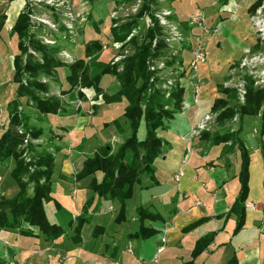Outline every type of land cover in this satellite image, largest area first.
<instances>
[{
	"label": "crops",
	"instance_id": "crops-1",
	"mask_svg": "<svg viewBox=\"0 0 264 264\" xmlns=\"http://www.w3.org/2000/svg\"><path fill=\"white\" fill-rule=\"evenodd\" d=\"M133 1L74 0L73 8L77 14L88 13L82 31L89 27L100 34L102 26L106 23L112 25L111 12L125 13ZM182 1L169 0L168 3L173 11V20L185 31V20L198 1L190 0L191 9L184 15ZM253 2L200 1L202 10L208 8L213 12L206 22L210 27H216L218 33L206 40V63L194 79L199 85L196 103L193 91L185 81L182 103L185 108L174 115L166 131L159 132L165 144L162 155L155 162V180L143 177L140 185L135 187L134 195L125 207V221L115 222L119 210L116 201L97 198L88 190L87 179L76 181L74 178L84 161L98 149L114 146L128 136L129 131L122 118L125 102L122 106H118L119 103L104 104L97 97L84 101L81 110L77 111L72 106L73 101H68L60 113L42 116V127L47 130L39 142L50 144L45 147L53 152L55 167L51 201L58 209L52 219L45 208L44 211L48 221L61 226L65 233L49 241L37 229H30L31 235H23L18 229L0 227V264H182L188 261L194 264H264V135L260 117L245 116L241 121L235 117L230 122L236 126V131L239 130V139L249 158L240 227L237 200L241 188V152L237 147L230 148V142L212 145L199 136L188 145L187 140L190 129L206 114L216 116L211 108L217 99L223 97L219 92L220 86L230 79L231 67L240 59L243 49L254 45V36L248 31V9ZM23 8L22 0H0V133L8 123V103L16 96L13 58L18 54V41L9 28L13 27ZM91 40L101 42L79 33L75 44L63 42L60 49L78 59L77 50L81 49L83 53L84 44ZM223 45L230 52L224 55L222 64H215L212 56L222 55ZM105 46L111 49V46ZM186 51L178 55V62L182 65L190 58L184 60ZM64 79L65 73L63 83ZM116 85L112 77L110 87L103 91L110 93ZM20 102L22 107H27L24 99ZM90 105H94V110L86 115ZM115 120L123 129L122 133L112 124ZM228 126L231 125L227 124L224 129ZM212 128L218 131L216 121ZM49 131H55L53 143L49 140ZM57 157L60 158L59 163H55ZM2 166L8 173L13 162L7 161ZM179 172L182 175L177 181L175 176ZM6 184L0 185L3 196L10 185L17 194L11 178ZM67 197H70V209L62 205V200ZM248 204L250 208L246 207ZM137 207L147 208L152 215L158 216L144 223L157 231L148 239L131 237L140 227L135 212ZM63 209L69 214L65 219L60 215ZM80 216L85 222L76 232V220ZM97 229L99 232L94 235ZM204 237L210 240L209 245L193 258L196 243ZM159 249L162 251L157 252Z\"/></svg>",
	"mask_w": 264,
	"mask_h": 264
},
{
	"label": "trees",
	"instance_id": "trees-1",
	"mask_svg": "<svg viewBox=\"0 0 264 264\" xmlns=\"http://www.w3.org/2000/svg\"><path fill=\"white\" fill-rule=\"evenodd\" d=\"M260 1L254 0L248 9L249 14L254 12ZM152 2L153 0H142V6L135 16L124 24L111 27L106 39L120 43L126 41L131 31L140 24V19L147 17L151 23V26L145 29L140 43H137L136 36L128 40L134 50L133 53L115 64L99 60L102 46L105 44L91 40L84 44L80 58L70 65H65L57 58V48L42 45L32 37L26 14L22 12L18 15L11 31L18 41V54L13 58L16 96L8 103V123L0 133V165L7 161L13 162L10 177L18 192L12 199H7L0 193L1 228L18 229L23 235H31L30 229H37L49 241L56 240L65 233L61 226L48 221L43 207L44 203L51 201L54 156L47 151L39 152L34 145L28 143L26 149L30 153L29 161L26 162L22 158L24 150L21 146L25 134L28 133L31 139H38L43 135V130L29 126V118L25 115L27 111L19 109L20 100L26 99V105L34 109L37 115H55L61 111L62 105L57 98L40 97L41 93L49 91V85L42 83L41 77L54 76V71L58 68L65 69L64 80L71 89L77 85L90 88L95 94L102 95L104 104L125 102L122 118L128 128V136L118 144L116 150L113 151L111 145H106L98 149L92 157L87 158L81 170L74 176L75 180L87 179L88 190L94 196L118 203L116 223L125 221L126 204L133 197L135 187L140 185L142 178L155 180V162L162 155L165 144L159 132L166 131L169 122L180 111L184 89L176 84L166 96L160 87V79L150 70L151 62L164 56L167 50L162 29L150 10ZM28 48L37 56L30 54ZM120 66L121 70L118 71L117 68ZM104 75H110L116 80L115 92L103 93L100 81ZM246 81V94L242 104L236 100L235 89L220 86L219 92L223 97L214 102L211 112L216 114V124L223 129L235 117L241 121L245 116H259L261 133L264 135V87H254L249 78H246ZM142 123L144 137L139 138L138 131ZM112 124L119 132H123L118 120ZM18 128L22 132H19ZM238 133L239 130L235 132L227 130L222 134L203 133L201 138L210 141L212 145H225L230 142V148L237 147L241 152V188L237 200L240 227L247 190L249 158ZM135 212L139 217L140 227L131 237L148 239L155 235L157 231L146 227L144 223L147 220H155L158 216L152 215L143 207H137ZM84 222L85 219L81 216L77 218L76 232ZM98 232L97 229L94 235ZM209 243L207 237L200 239L192 251V257L201 253ZM182 264L194 263L188 261Z\"/></svg>",
	"mask_w": 264,
	"mask_h": 264
},
{
	"label": "built area",
	"instance_id": "built-area-1",
	"mask_svg": "<svg viewBox=\"0 0 264 264\" xmlns=\"http://www.w3.org/2000/svg\"><path fill=\"white\" fill-rule=\"evenodd\" d=\"M158 1L166 2L167 0ZM26 2H28L29 6H34L42 10L31 16L32 23L35 24V27H32L31 30H39L40 35L38 38L40 44L51 47L56 46L60 40L73 44L76 43L80 30L83 29L87 22L88 13H75L73 8L74 0H24L23 11H25ZM141 4V0H134L129 8L125 10V16L129 17L128 13L135 16L139 12ZM117 14H119V12L113 10L110 14V19L112 21L117 19ZM153 17L162 29L163 39L167 48L173 46L176 47L174 51H176L177 55H179V52L186 49L190 51L191 57L185 65L177 62L175 68L165 69L166 67L163 63H158L156 67L150 65V70L159 71L158 73L161 75L159 78L161 81L160 87L165 92L166 96H168L170 90L175 87L176 84H179L180 87L185 89L186 83H188L193 91L194 102L196 103L199 85L195 80L200 67L206 63V47L204 41L205 38L216 35L218 29L216 27L208 26L202 11L192 12L188 16L186 31L179 27L178 23L170 20V12L168 10L162 9L159 13H153ZM249 17L250 27L253 30L252 35L255 39L254 45L243 49L237 67L233 65L231 68L232 76L223 86L225 88L236 90V100L240 104L244 102L246 94V78H249L252 81L254 87H264V0L260 1ZM143 20H145L142 29L143 32L140 27H138L131 32L127 40L133 36L141 35L147 27L151 26L147 17H144ZM116 26L117 24L112 22L111 27L114 28ZM11 30L12 28H9V31ZM195 32H199V34H196ZM193 38H195V47L191 48V39ZM118 46L119 43L111 41V48L113 50L118 49ZM104 49H106L105 45L102 46V50ZM28 51L30 54L37 56L33 51ZM58 56L63 58V61L73 62L70 55L63 50ZM118 61L119 57L114 55L112 56L110 64ZM236 70L238 75L235 80L234 73ZM163 72H166L167 74L163 75ZM156 76L158 77V74ZM41 81L45 82L44 79ZM232 81L235 82L231 83ZM184 108L185 106H182L181 104V110ZM88 113L91 114L92 111H89ZM215 117L216 116L212 114H206L198 124L190 129L187 136V140L189 141L188 145L193 138H197L202 132H206L209 126L215 123ZM181 175V172H179L175 176V179L178 181ZM246 207L250 208V205L248 204ZM161 251L162 249L157 250V252Z\"/></svg>",
	"mask_w": 264,
	"mask_h": 264
},
{
	"label": "rangeland",
	"instance_id": "rangeland-1",
	"mask_svg": "<svg viewBox=\"0 0 264 264\" xmlns=\"http://www.w3.org/2000/svg\"><path fill=\"white\" fill-rule=\"evenodd\" d=\"M22 1H24V0H22ZM142 1V0H141ZM189 1L190 0H183L182 1V5H183V8H182V12H183V15L184 14H187L188 12H189V10L188 9H191L190 7V3H189ZM198 2V4H197V6H195L194 7V9L192 10V12H198V11H202V13H203V16L205 17V19H207V17L209 16V15H212L213 14V12H211L208 8L207 9H201L200 7V5H201V3H200V1L201 0H197ZM169 0H167L166 2H159L158 0H153V2L150 4V10L155 14V13H159L162 9L163 10H168L169 12H170V20H172V22H175L174 20H173V11L171 10V8L169 7ZM27 4H26V8H25V11H23L24 12V14H26V16H27V18H28V22H29V31H30V34L32 35V37L34 38H36V40H38L39 41V38H38V36L40 35V33H39V30H35V31H33V30H31V28L32 27H35V24L34 23H32V19H31V16L33 15V14H35V13H39V12H41L42 10H40L39 8H37V7H34V6H29V4H28V2H26ZM200 3V4H199ZM141 6H142V4H141ZM191 11V10H190ZM243 11H241L240 10V13H242ZM215 13V12H214ZM240 13H239V15H240ZM125 14H126V12L125 13H122V14H117L116 16V18L117 19H115V20H113L112 22L113 23H116L117 24V26H119L120 24H124V23H126V22H128L130 19H131V17H133L134 15H132V14H130V13H128V16L129 17H126L125 16ZM182 15V16H183ZM190 15V14H189ZM181 16V17H182ZM250 16V14L248 13V19L250 18L249 17ZM185 17V16H184ZM183 18V17H182ZM239 19V18H238ZM141 21H140V24L136 27V28H134L133 30H135V29H137L138 27H140V29L142 30L143 29V26H144V23H145V20H143V18L142 19H140ZM186 23H187V21H188V17L186 18ZM233 22H235L236 21V19H233L232 20ZM240 21V20H239ZM208 24V23H207ZM208 26H209V24H208ZM179 27H180V25H179ZM110 29H111V26H110V24L109 23H106L104 26H102V28H100L99 30H100V34H98V32H96V31H92V30H90V28L88 27H86V29H84V31H82V30H80V35L81 36H84L85 38H88V39H99L103 44H105V45H108L109 47L111 46V41L110 40H107L106 38L109 36V33H110ZM186 30H187V28H186ZM185 30V31H186ZM246 30H248V27H246ZM238 31H240V30H238ZM248 31H250V33L251 34H253V30L251 29V27H250V22H249V30ZM132 32V31H131ZM142 32H143V30H142ZM196 34H199V32H195ZM185 35V34H184ZM237 34L235 33V36H236ZM137 38V43H140L141 41H142V38H143V33L141 34V35H137L136 36ZM208 38V37H207ZM207 38H205V41H204V44H205V47H206V40H207ZM194 39L195 38H193V39H191V48H193V47H195V41H194ZM114 42V41H113ZM61 43H63V41L62 40H60V41H58V44L56 45V46H51L52 48H57L58 49V51H57V58H60L59 56H58V54H60L61 53V49H60V44ZM117 43H119V42H117ZM25 44H27V43H25ZM14 45H15V43H14ZM222 45V44H221ZM224 46V45H223ZM50 47V46H49ZM225 47V46H224ZM14 48H15V46H14ZM176 47H168L167 48V50L165 51V54H164V56H161L160 58H158V59H154L153 60V62H151V65H153L154 67H156V65L158 64V63H163L164 65H165V69H170V68H175V66L177 65L176 63L178 62V55L176 54V51H174V49H175ZM28 50H31V49H29L28 48ZM32 51V50H31ZM64 51V50H63ZM133 48H132V46L128 43V40L126 39V41L125 42H120L119 43V46H118V49H115V50H113L112 48L110 49V48H106V49H104V50H102V52H101V55H100V59H101V61H103V62H108V61H111L112 60V56H114V55H117V57H119V61L120 60H122L125 56H129V55H131L132 53H133ZM223 51V54L222 55H215V56H212L211 58H212V61L215 63V64H217V63H219V64H222L223 63V61H224V55L225 54H227V53H229L230 52V49H228L227 47H225L224 48V50H222ZM66 52V51H65ZM206 52H207V48H206V51H205V56H206ZM66 53H68V52H66ZM68 55H70V58L72 59V61L74 62L75 61V59L76 58H73V56H71V54L70 53H68ZM76 55H77V57H81L82 56V50L81 49H78L77 50V53H76ZM184 60H186V58L188 59V57H191V54H190V51H186V52H184ZM65 58V57H64ZM209 58H210V55H209ZM63 58H60V60H61V62L62 63H64L65 65H70V64H72L73 62H67V61H63L62 60ZM118 61V62H119ZM239 61V60H238ZM238 61H237V63H238ZM110 63V62H109ZM115 63H117V62H114L113 64H115ZM237 63L234 65V66H236L237 67ZM232 68V67H231ZM237 69V68H236ZM117 70L119 71V70H121V66L120 67H118L117 68ZM55 73H54V76H52V77H41V80L42 79H44L45 80V82H42V83H44V84H48L49 85V91L48 92H46V93H41L40 94V97L41 98H50V97H55V98H57L59 101H60V103H61V105H62V108H61V111H63V110H65L64 108H65V106L67 105L66 103H68V101H73V108L75 109V110H77V111H79V110H81V108H82V104H83V102L84 101H91V100H93V99H95V98H97V97H99L101 100H102V98H101V94H95L94 92H93V90L92 89H90V88H85V87H82V86H80V85H77L76 87H74V88H70V86L66 83V82H62V77H63V75H64V73H66V71H65V69H63V68H58V69H56L55 71H54ZM159 71H157V70H155L154 71V73L157 75L158 74V78H160V73H158ZM163 75H166L167 73L166 72H163L162 73ZM235 74V80H236V77H237V75H238V73H237V70H236V72L234 73ZM232 75L230 74V76H229V78L231 77ZM234 78V77H233ZM111 79H112V77L110 76V75H104L103 77H102V79H101V81H100V88L101 89H107V88H109L110 87V82H111ZM115 80V79H114ZM115 82H116V80H115ZM233 82H235V81H232L231 83H233ZM23 83L25 84V80H23ZM52 83H54V88H52V91L50 90L51 89V84ZM117 83V82H116ZM56 85V86H55ZM61 86H63V87H61ZM114 88H116L117 89V85H116V87H113L111 90H112V92H110V93H106V92H104L103 91V93H106V94H111V93H113V92H115L116 91V89H114ZM114 89V90H113ZM93 95V96H92ZM89 98H88V97ZM25 101H26V99H24ZM30 104V103H29ZM124 104V101H121V102H119V104H118V106H122ZM27 106V105H26ZM94 105H90V107H89V109H88V111H92L93 112V110H94ZM19 109H23V110H25V111H27V113L25 114L26 115V117H28L29 118V126H34L35 128H40V129H42L43 130V135L41 136V137H44V135H46V133H45V131L44 130H47L46 128L44 129L43 127H42V116L41 115H37L36 113H35V111H34V109H31L30 107H22V105L19 107ZM181 110V109H180ZM60 111V112H61ZM59 112V113H60ZM86 115H89V113H87L86 112ZM99 115H101V114H99ZM103 115V114H102ZM227 124H230L231 126H228L229 128H227L226 127V129H223V128H221L219 125H217L218 126V131H216V128L215 129H213L212 128V125H210L209 126V128H208V130L206 131V132H202L199 136H201L203 133H208V134H212L213 132H219V131H230V132H235L236 130H235V127L236 126H234V125H232L230 122L229 123H227ZM226 124V125H227ZM225 125V126H226ZM234 129V130H233ZM19 132H22V130L20 129V128H18L17 129ZM213 130H215V131H213ZM144 126H143V123L141 124V126H140V128H139V131H138V137L139 138H143L144 137ZM55 131H49L48 132V134L49 135H51V137H50V139L49 140H51V142L54 140L53 139V137H55V133H54ZM47 134V135H48ZM198 136V137H199ZM41 137H39L38 139H31L30 138V136H29V134L27 133V134H25V138H24V140H23V144H22V146H21V148H23V150H24V152H23V155H22V158L26 161V162H28L29 161V158H30V153L27 151V149H26V146H27V144L28 143H30V144H32V145H34V148L37 150V151H47V152H50V153H52L53 154V152L52 151H50L48 148L49 147H45V146H49L50 144H44V143H42V141H41V143L39 142V139L41 138ZM53 139V140H52ZM122 140L123 139H121L120 140V142L119 143H117L116 145H114V146H111L112 147V150L114 151V150H116V148H117V146H118V144H120L121 142H122ZM53 143V142H52ZM41 144H43V146H41ZM53 151H54V149H53ZM59 161H60V158L59 157H57L56 159H55V163H59ZM3 168H4V166H2V167H0V176H1V178H2V180H1V182H0V185L1 186H3V185H7L6 183L7 182H9V180H10V172H11V170L12 169H10V171L7 173H5L4 171H3ZM13 168V167H12ZM32 171V170H31ZM6 192H5V194H4V196H5V198H7V199H12L15 195H16V190H15V188L14 187H11V185L7 188L6 187V190H5ZM17 192H18V189H17ZM62 205H63V207L64 208H66V209H70L71 207H72V205H71V203H70V197H67V198H64L63 200H62ZM44 208H45V211H46V213L48 214V216H49V218L50 219H52V217H54V215H56V212H57V208H56V203H54V201H49V202H46V203H44ZM72 210V209H71ZM68 210H62L61 211V214L60 215H62L63 216V219H65L66 218V216L67 215H69L68 213Z\"/></svg>",
	"mask_w": 264,
	"mask_h": 264
}]
</instances>
